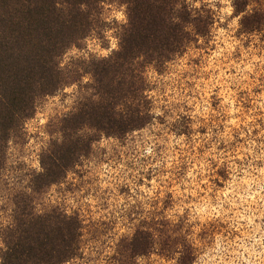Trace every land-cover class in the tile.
<instances>
[{
    "label": "rangeland",
    "instance_id": "374dc122",
    "mask_svg": "<svg viewBox=\"0 0 264 264\" xmlns=\"http://www.w3.org/2000/svg\"><path fill=\"white\" fill-rule=\"evenodd\" d=\"M186 1L208 5L214 28L207 42L191 47L164 73L148 70L155 121L126 138L95 143L42 201L41 209L60 207L84 221L85 255L70 264H113L121 238L155 203L169 219H187L189 239L199 250L194 264H264V31L240 33L235 0ZM102 18L104 33L70 50L64 66L118 49L125 8L105 5ZM77 90L43 100L25 125L23 143L10 145L0 230L11 222L9 194L20 178L40 171L51 141L48 126L74 110ZM136 264L176 262L152 255Z\"/></svg>",
    "mask_w": 264,
    "mask_h": 264
},
{
    "label": "trees",
    "instance_id": "16d2710c",
    "mask_svg": "<svg viewBox=\"0 0 264 264\" xmlns=\"http://www.w3.org/2000/svg\"><path fill=\"white\" fill-rule=\"evenodd\" d=\"M111 4L125 8L118 49L106 58L64 66L70 50L104 33L103 7ZM233 7L241 34L264 31V3L235 0ZM214 24L208 5L196 7L186 0H0V198L9 180V147L23 143L25 125L38 105L78 87L74 110L48 126L51 141L40 157V171L20 178L9 194L11 222L0 230V264L83 260L84 221L60 207L41 209L43 199L95 143L126 138L155 121L148 70L164 73L191 47L207 42ZM133 227L119 241L113 264H136L152 255L176 264L196 262L199 250L184 217L171 220L155 203Z\"/></svg>",
    "mask_w": 264,
    "mask_h": 264
},
{
    "label": "clouds",
    "instance_id": "9594fccd",
    "mask_svg": "<svg viewBox=\"0 0 264 264\" xmlns=\"http://www.w3.org/2000/svg\"><path fill=\"white\" fill-rule=\"evenodd\" d=\"M224 11L230 13V12H231V9L225 8ZM238 18H239V17H237V19H238ZM115 46H116V45L113 44V47H115ZM61 67H62V65H61ZM0 246H2V245H0Z\"/></svg>",
    "mask_w": 264,
    "mask_h": 264
}]
</instances>
